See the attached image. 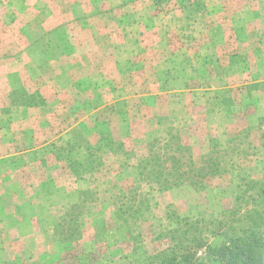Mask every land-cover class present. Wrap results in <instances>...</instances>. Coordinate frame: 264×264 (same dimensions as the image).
Returning <instances> with one entry per match:
<instances>
[{
	"label": "rangeland",
	"instance_id": "obj_1",
	"mask_svg": "<svg viewBox=\"0 0 264 264\" xmlns=\"http://www.w3.org/2000/svg\"><path fill=\"white\" fill-rule=\"evenodd\" d=\"M152 156L207 187L147 178ZM260 231L264 0H0V264Z\"/></svg>",
	"mask_w": 264,
	"mask_h": 264
},
{
	"label": "trees",
	"instance_id": "obj_2",
	"mask_svg": "<svg viewBox=\"0 0 264 264\" xmlns=\"http://www.w3.org/2000/svg\"><path fill=\"white\" fill-rule=\"evenodd\" d=\"M178 149L187 152L186 148L179 147ZM90 157L92 156L90 155ZM92 161L95 164V161ZM144 168L148 169L147 178L156 180L158 184L161 183L166 188L189 185L199 190L207 187L205 179L208 175L203 174L195 166L192 157H188L184 161L172 160L170 165H167L166 162L161 163L152 156ZM263 251L264 231H260L230 239L220 246H213L206 242H198L197 245H174L162 251L157 256L158 258L148 264H206L207 262L264 264Z\"/></svg>",
	"mask_w": 264,
	"mask_h": 264
}]
</instances>
